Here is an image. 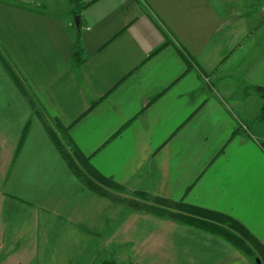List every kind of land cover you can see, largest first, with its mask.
I'll list each match as a JSON object with an SVG mask.
<instances>
[{"label":"crops","instance_id":"obj_1","mask_svg":"<svg viewBox=\"0 0 264 264\" xmlns=\"http://www.w3.org/2000/svg\"><path fill=\"white\" fill-rule=\"evenodd\" d=\"M0 51L35 105L0 65V168L18 182L37 163L68 170L46 180L66 185L60 205L52 191H27L32 208L0 200V243L52 218L109 234L134 264L255 263L160 202L224 215L264 248V0H0ZM43 120L119 188L87 187Z\"/></svg>","mask_w":264,"mask_h":264},{"label":"rangeland","instance_id":"obj_2","mask_svg":"<svg viewBox=\"0 0 264 264\" xmlns=\"http://www.w3.org/2000/svg\"><path fill=\"white\" fill-rule=\"evenodd\" d=\"M54 156L56 160V154ZM34 166L23 169L27 178L25 182L7 180L8 170L0 168V200L6 201V210H16L14 206L17 205L9 200L6 194L24 200L28 204L27 207L32 208L35 207V203L31 200L34 196L30 195L35 194L36 197L43 199L46 196L44 194L52 191L57 195L59 205L62 204V195L68 192L66 185L62 182L60 185L53 186L52 183L58 182H46V180L57 176L62 177L61 168L66 173L68 170L63 164L61 168L56 165L57 168L53 166V169L50 168L49 163H37ZM27 191H31L30 195ZM121 195L123 199L129 201H131L129 198L133 197L130 192ZM38 221L37 228L31 231L25 227L12 229L14 236L16 235L19 239L14 242L0 243V264H98L104 259L113 260L117 264H134L128 256L125 245L114 243L109 239V234L93 238L79 231L64 232L57 226L56 219H45L43 222V219L39 218ZM1 228L2 238H9L11 228L6 225Z\"/></svg>","mask_w":264,"mask_h":264},{"label":"trees","instance_id":"obj_3","mask_svg":"<svg viewBox=\"0 0 264 264\" xmlns=\"http://www.w3.org/2000/svg\"><path fill=\"white\" fill-rule=\"evenodd\" d=\"M74 2L75 0H71ZM78 14V13H77ZM83 50L77 42L72 50V59L75 63H81L83 58ZM0 65L3 67L5 72L11 78L16 87L21 91V93L29 99L32 108L35 105L28 94L27 89L24 84L20 81L19 77L13 70V67L8 62V60L3 56L0 51ZM257 93L262 99V105L260 108L258 119H264V88L257 87ZM38 115H40L38 113ZM41 117V115H40ZM46 130L51 138L54 146L62 155L63 159L67 162L68 166L72 172L78 176L87 187L95 191L98 194H104L105 190L111 187L119 188L111 183L110 180L94 173L89 167L88 160L81 155H79L75 150L70 148V140L66 134V128L61 127L58 124L51 126L45 120H43ZM28 123L23 129V133L20 139V145L22 144L28 130ZM166 206L176 207L179 211L186 213V215H180L178 218L189 226L196 229H200L204 232L217 235L234 247L243 251L246 255H252L255 259L254 264H264V248H262L241 226H239L235 221L229 219L228 217L207 211L204 209L185 207L181 204H171L167 202H160ZM163 214V213H161ZM167 214V213H166ZM165 215V213H164ZM256 261H259L258 263ZM98 264H117L113 260L104 259Z\"/></svg>","mask_w":264,"mask_h":264},{"label":"built area","instance_id":"obj_4","mask_svg":"<svg viewBox=\"0 0 264 264\" xmlns=\"http://www.w3.org/2000/svg\"><path fill=\"white\" fill-rule=\"evenodd\" d=\"M94 0H78V2H80L81 4L83 5H87V4H90L92 3Z\"/></svg>","mask_w":264,"mask_h":264},{"label":"water","instance_id":"obj_5","mask_svg":"<svg viewBox=\"0 0 264 264\" xmlns=\"http://www.w3.org/2000/svg\"><path fill=\"white\" fill-rule=\"evenodd\" d=\"M75 20H76V24H77V23H78V20H79V17L77 16ZM258 262H259V261H257V263H258Z\"/></svg>","mask_w":264,"mask_h":264}]
</instances>
